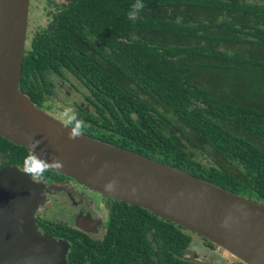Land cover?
I'll use <instances>...</instances> for the list:
<instances>
[{
  "label": "trees",
  "instance_id": "1",
  "mask_svg": "<svg viewBox=\"0 0 264 264\" xmlns=\"http://www.w3.org/2000/svg\"><path fill=\"white\" fill-rule=\"evenodd\" d=\"M134 2L48 0L51 17L26 41L18 89L40 109L44 74L67 73L93 107L77 112L88 137L264 204V0H144L133 23ZM28 154L0 137L5 165L23 169ZM121 212L108 230L132 236L141 217L143 264L156 256L148 232L162 254L188 242L145 209ZM100 250L107 264V237Z\"/></svg>",
  "mask_w": 264,
  "mask_h": 264
},
{
  "label": "water",
  "instance_id": "2",
  "mask_svg": "<svg viewBox=\"0 0 264 264\" xmlns=\"http://www.w3.org/2000/svg\"><path fill=\"white\" fill-rule=\"evenodd\" d=\"M28 4L0 0V137L29 153L31 136L41 141L37 153L63 162L50 171L145 209L245 264H264V204L84 133L69 140L65 124L34 107L18 89ZM43 196L40 183L16 167L0 170V264H65L66 245L36 230Z\"/></svg>",
  "mask_w": 264,
  "mask_h": 264
},
{
  "label": "flooded vegetation",
  "instance_id": "3",
  "mask_svg": "<svg viewBox=\"0 0 264 264\" xmlns=\"http://www.w3.org/2000/svg\"><path fill=\"white\" fill-rule=\"evenodd\" d=\"M31 5L32 0H29L27 23L29 21L28 17ZM49 6L52 7L48 12L51 17L54 5ZM35 31L36 30L29 34V29H27L26 25L25 44L26 41L28 42V40H30ZM25 47L26 45H24V50ZM64 75L70 76L67 73L59 75L52 71H47L44 74V79L49 84V93L45 97L44 104L40 110L45 113H47L45 103L54 94L52 89L55 86L52 79L59 78V85H61L64 81H68ZM71 79L79 84L72 77ZM71 87L72 89H75V86L72 83ZM64 94L68 95L69 92L66 91ZM86 96L88 95H81L84 103L77 102L73 104V109L76 113L78 112V109H81L84 112H89L93 109L90 100L85 98ZM4 161H6L5 158L0 156V170L9 167H16L23 172L21 167L12 164L5 165ZM29 178L34 182L40 183L44 194L42 205L33 214L36 230L42 236L50 237L58 242H63L66 245L64 256L65 264H102L100 261L102 256L100 246L105 237H107L109 244L111 245L110 253L106 255L107 264H121L122 262L123 264H143L141 217H139L140 228L137 233L133 232L132 236L129 235L125 238L119 234V232L108 230V226L111 225L113 219H120L123 215L121 210L127 206L130 207L128 204L112 198H106L99 193L78 184L72 178L50 170L46 171L43 176ZM50 211L53 213L52 215H49ZM129 215L130 216L128 217H136L138 214ZM182 233L188 238V242L180 250L179 254L178 252L170 250H168V254H162L159 250V244H157L155 242L156 239L152 237L153 232H148L145 236L146 241L150 243L152 251L156 252V256H151V263L245 264L232 254L217 245L211 244L208 240L197 234L185 230ZM125 242L132 243L131 249H126L129 244L125 247ZM157 247L158 250L156 251Z\"/></svg>",
  "mask_w": 264,
  "mask_h": 264
},
{
  "label": "clouds",
  "instance_id": "4",
  "mask_svg": "<svg viewBox=\"0 0 264 264\" xmlns=\"http://www.w3.org/2000/svg\"><path fill=\"white\" fill-rule=\"evenodd\" d=\"M146 4L144 0H135V2L131 5L130 9L126 13L127 19L133 23H135L139 19V14L145 9ZM62 118L66 125V129H68V139L76 140L79 139L86 128L89 127L88 123L79 118L78 114L71 107L65 108L62 112ZM27 147L29 149V154L26 156L24 160L23 166V174L29 177H40L50 169H62L63 162L58 158H53L51 161L47 158L45 152L41 151L37 153V149L39 148L41 141L36 140L31 136H26ZM111 188V185L107 186Z\"/></svg>",
  "mask_w": 264,
  "mask_h": 264
},
{
  "label": "rangeland",
  "instance_id": "5",
  "mask_svg": "<svg viewBox=\"0 0 264 264\" xmlns=\"http://www.w3.org/2000/svg\"><path fill=\"white\" fill-rule=\"evenodd\" d=\"M52 1L57 3L62 0H52ZM51 9L52 7H50L47 4V0H32L30 14L28 17L29 21L27 23V29H29V34H31L32 31L38 28L39 29L43 28L48 23L50 18L48 12ZM64 76L68 81H64V83H62L61 85H59L60 84L59 78L52 79V82L55 86L52 89V92H54V94L45 103V108H47L46 114H49V116L52 115L51 117H53L54 119L57 118L56 120H58L61 123L64 121L62 118V112L64 111V109L68 107H71L73 109V104L77 102L84 103L83 99L81 98V95H88L87 90L82 88L76 82H74L70 76L67 75ZM70 82L75 86V89H72ZM66 91L69 92L68 95L64 94ZM203 163L211 164L209 161L204 159H203ZM52 214L53 213L50 211L49 215Z\"/></svg>",
  "mask_w": 264,
  "mask_h": 264
}]
</instances>
